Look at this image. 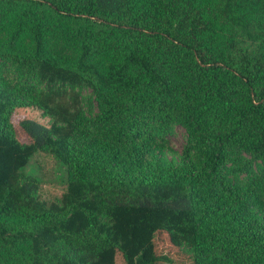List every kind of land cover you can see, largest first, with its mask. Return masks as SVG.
<instances>
[{
    "label": "trees",
    "instance_id": "trees-1",
    "mask_svg": "<svg viewBox=\"0 0 264 264\" xmlns=\"http://www.w3.org/2000/svg\"><path fill=\"white\" fill-rule=\"evenodd\" d=\"M187 262L264 264V0H0V264Z\"/></svg>",
    "mask_w": 264,
    "mask_h": 264
},
{
    "label": "rangeland",
    "instance_id": "rangeland-1",
    "mask_svg": "<svg viewBox=\"0 0 264 264\" xmlns=\"http://www.w3.org/2000/svg\"><path fill=\"white\" fill-rule=\"evenodd\" d=\"M83 101V111L86 118H92L97 113L95 102L90 96L89 90L81 92ZM22 108H18L11 117V123L15 129L16 136L24 141V135L20 127V122L24 119V114L20 112ZM172 132L168 134L167 145L163 151L158 154V158L164 163L176 164L182 155L183 148L186 143L185 130L180 126L172 128ZM22 174L30 176L38 181V193L46 202H57L60 200L62 194L66 191L68 182V172L64 165H62L49 151L38 150L28 165L22 169ZM243 178L239 176L234 181ZM160 248L166 249L165 243H160ZM184 264H192L187 262Z\"/></svg>",
    "mask_w": 264,
    "mask_h": 264
}]
</instances>
